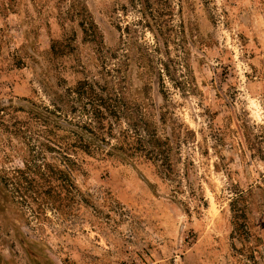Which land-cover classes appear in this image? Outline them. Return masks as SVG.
Returning a JSON list of instances; mask_svg holds the SVG:
<instances>
[{
  "label": "rangeland",
  "instance_id": "374dc122",
  "mask_svg": "<svg viewBox=\"0 0 264 264\" xmlns=\"http://www.w3.org/2000/svg\"><path fill=\"white\" fill-rule=\"evenodd\" d=\"M81 1L97 36L73 0H0L4 122L62 148L0 130V264H264V0ZM109 91L128 121L99 105ZM147 128L174 180L139 150ZM61 154L70 194L45 166ZM33 155L46 179L19 175Z\"/></svg>",
  "mask_w": 264,
  "mask_h": 264
},
{
  "label": "trees",
  "instance_id": "16d2710c",
  "mask_svg": "<svg viewBox=\"0 0 264 264\" xmlns=\"http://www.w3.org/2000/svg\"><path fill=\"white\" fill-rule=\"evenodd\" d=\"M79 6L80 9L79 13L82 12V14L78 15L81 21V27L84 29L85 33L88 34V26L89 29L91 28L93 30V35L97 36L96 24L93 20H91L90 15L88 13L87 7L85 4L82 3L81 0H73V7ZM90 17V18H89ZM84 82H81V85H83ZM88 84V83H87ZM91 90L95 93L93 87H90ZM99 96V105L104 107L109 114L112 117H115L117 120H121L122 118H125L127 121L133 117V109L126 101L124 93H117L116 91H109L108 95L106 97ZM53 102L55 106H57L58 97L55 96L53 98ZM12 101H8V105L0 103V130L3 133H7L8 135H11L15 138L20 139L21 141L25 142L28 138H34L36 142H28L26 143V149H62L58 144H56L54 141L49 139L48 137H45L42 135H37L32 133L31 131L23 130L20 127H17V122H13L12 124H6L4 122V119H6V116L10 115L6 113L9 109L14 107L11 103ZM33 115H36L39 118H45L42 112L31 110L30 111ZM50 112V111H49ZM130 124V121H129ZM132 125H138V122L131 123ZM90 130V129H87ZM89 132H93L90 130ZM147 137H149L148 140L143 141L142 139L139 140L140 143H142L144 146L147 145V149H139L143 155L153 161L155 165L158 168L159 173L163 175V177H166L169 180H174L176 177V169L174 165L171 163L170 155L172 153V149H162L164 146L162 139L157 138L155 134L151 133L150 128L146 129ZM81 141H83L85 148L89 146L91 142H89L85 136L82 134L79 136ZM93 138H96L95 136ZM88 144V145H87ZM114 149H111L110 153L114 155H120L125 159H129L131 156L126 153L124 149H119L116 147H113ZM172 150V151H171ZM58 161V165L56 163H45L46 169L51 173L52 177L60 181V188H66L69 190V194L72 192L68 187L73 186L72 184V177L74 173V168L72 165V159L71 157L61 154L60 157H55ZM162 163H159V162ZM24 168L17 169L19 175H21L22 178L31 181L32 177H25L27 175L31 176L30 174H40L41 177H45V172H41L40 167H37L35 162V155L31 156V159H25L24 161ZM31 172V173H30ZM186 176H189V167L186 166ZM29 178V179H28ZM33 179V178H32ZM46 179V178H44ZM14 183V179H12ZM10 182V181H9ZM7 183V181H6ZM18 191V190H17ZM60 191H57V188L54 185H50L49 187L45 189H39V195H41L43 198L47 200H51L52 202H57L58 199L61 198ZM234 217H235V229L237 231H241L244 229V222L243 219L245 218L244 210L242 209H235L233 208Z\"/></svg>",
  "mask_w": 264,
  "mask_h": 264
}]
</instances>
